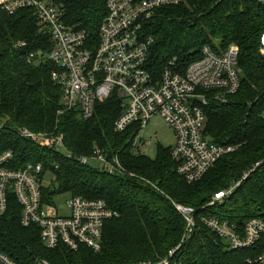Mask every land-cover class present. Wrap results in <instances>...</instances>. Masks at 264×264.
Instances as JSON below:
<instances>
[{
	"label": "trees",
	"instance_id": "16d2710c",
	"mask_svg": "<svg viewBox=\"0 0 264 264\" xmlns=\"http://www.w3.org/2000/svg\"><path fill=\"white\" fill-rule=\"evenodd\" d=\"M52 1L64 11L68 26L98 40L108 0ZM263 32L264 6L256 0H193L161 8L145 23V35L153 38L147 68L156 79L167 68L184 75L192 63L202 59L206 45L217 54L232 45L238 49L239 90L224 102L216 100L211 91L203 106L204 138L222 147H235V151L220 158L199 182L188 184L177 174L172 147L159 146L157 157L151 159L129 143L134 130H114L123 109L116 96L96 103L90 119H84L78 110L58 116L61 90L52 79L57 67L48 60L50 37L43 33L32 10L9 15L0 6V155L13 152L10 169L42 166L40 181L44 184L52 177L51 184L42 188L44 203L53 204L65 195L82 197L104 200L118 213L105 223L100 252L85 246L77 252L65 245L48 249L38 227L21 225L22 208L9 194L7 211L0 218V252L16 264H40L42 260L49 264L158 262L181 244L185 233L186 221L173 206L175 202L196 210V227L173 262L248 264L255 250L230 251L203 219L244 226L264 208ZM21 129L61 134L66 150L76 156L89 157L95 149L108 159L117 156L127 173L109 175L94 166H82L63 152L40 148L20 137L15 131ZM246 174L224 203L203 209L217 193Z\"/></svg>",
	"mask_w": 264,
	"mask_h": 264
},
{
	"label": "built area",
	"instance_id": "2783aa9c",
	"mask_svg": "<svg viewBox=\"0 0 264 264\" xmlns=\"http://www.w3.org/2000/svg\"><path fill=\"white\" fill-rule=\"evenodd\" d=\"M191 1L108 0V13L97 41L91 40L85 31L68 26L64 22V11L52 0H0V6L9 15L24 9L32 10L43 33L50 37L52 49L48 60L57 67L52 79L61 90L58 116L78 110L84 119H90L95 113L96 103H103L114 95L123 107L114 123V130L118 133L134 130L129 143L141 154L151 143L138 140L139 133L153 118L160 117L175 135L171 154L177 162V174L188 184H194L220 158L235 151V147H222L204 138L206 117L203 106L207 104L211 91L214 92L213 97L222 102L227 96L237 93L240 77L238 49L234 45L221 54L214 52L209 45L204 46L202 59L192 63L184 75L167 68L156 79L148 70V54L153 38L145 35V23L161 8L177 7ZM256 1L264 6V0ZM260 54L264 58V32L260 39ZM15 132L40 148L63 152L82 166L91 165L109 175L127 173L117 156L108 159L99 149H95L89 157L68 152L61 134L35 133L28 129ZM13 160L11 151L0 155V218L7 211L8 196L11 194L22 208L21 225L25 228L38 227L46 248L65 245L77 252L85 246L100 252L105 223L118 217V213L110 209L104 200L69 196L65 203L66 215H61L55 205L58 197L53 204L43 201L42 166L28 165L22 170H14L8 167ZM247 176L217 193L203 209L224 203ZM172 203L186 221L181 244L161 261L134 264H179L173 262V257L194 234L196 210ZM203 222L227 244L230 251L253 248L255 254L248 259V264H264V208L257 218L244 226L218 218H204ZM0 264L16 263L0 252ZM40 264L49 262L42 260Z\"/></svg>",
	"mask_w": 264,
	"mask_h": 264
},
{
	"label": "rangeland",
	"instance_id": "374dc122",
	"mask_svg": "<svg viewBox=\"0 0 264 264\" xmlns=\"http://www.w3.org/2000/svg\"><path fill=\"white\" fill-rule=\"evenodd\" d=\"M141 140L143 143H151L150 147H146L142 151V154L145 156L155 159L158 155L159 146L162 148H170L175 145V135L173 131L168 127L166 122L160 118H153L150 123L139 133L138 140ZM52 182V177H48L44 180L45 185H50ZM69 200V196H60L55 200V205L61 215H66V201Z\"/></svg>",
	"mask_w": 264,
	"mask_h": 264
}]
</instances>
